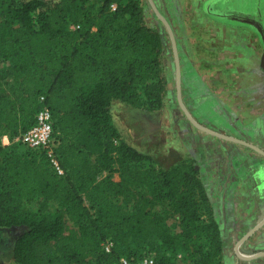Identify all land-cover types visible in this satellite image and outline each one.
<instances>
[{"label": "trees", "instance_id": "1", "mask_svg": "<svg viewBox=\"0 0 264 264\" xmlns=\"http://www.w3.org/2000/svg\"><path fill=\"white\" fill-rule=\"evenodd\" d=\"M160 47L139 0H0V227L21 228L12 246L17 264H119L123 255L150 254L133 251L129 237L174 242L165 216L147 209L161 203L179 216L180 245L198 240L191 264H217L221 229L195 162L155 168L112 122L114 100L136 105L142 93L146 108L161 106ZM260 64L264 69V53ZM42 106L53 116L63 174L43 150L16 139ZM145 182L151 198L129 212L111 203ZM36 197L45 209L40 214L24 208ZM51 201L61 209H46ZM107 238L109 251L102 246ZM152 256L156 264H172L160 249Z\"/></svg>", "mask_w": 264, "mask_h": 264}, {"label": "rangeland", "instance_id": "2", "mask_svg": "<svg viewBox=\"0 0 264 264\" xmlns=\"http://www.w3.org/2000/svg\"><path fill=\"white\" fill-rule=\"evenodd\" d=\"M139 1L146 24L157 30L161 37L159 60L166 89L161 106L152 109L142 104L144 98L142 93L136 105L114 100L110 107L114 126L125 141L151 157L155 168H167L178 161L193 160L199 177L206 187L215 216L217 214V221L218 219L223 221L227 214L241 216L254 215L255 212H257L256 220L260 221L264 216V153L247 144L229 141L212 132L236 137L264 151V133L262 132L264 127L262 129L256 118L248 112L231 109L234 107L233 104L238 105L236 97L239 93L236 84H225V80L227 81L230 75V70L225 69L228 63L224 66L218 64L220 58L217 56L221 51L218 50L217 43L213 41V36L209 34L211 26L216 28V22H223L224 19L215 21L208 16L207 12L211 14L222 12L228 17L233 16L228 14V11H224L226 9L222 7L219 0H152L172 30L175 52L170 32L156 14L151 1ZM251 2L254 0H249L248 4ZM225 3H228L231 8L240 10L248 8L245 0H226ZM258 18L249 19L254 31L249 29L246 31V61L250 60L249 66L254 65L258 54L256 46L259 47L261 44V41L255 40V34L262 39L264 46V31ZM196 19L206 24L200 29L189 28L190 22ZM229 19L232 22L245 20L242 17ZM220 26L217 25V27ZM238 32L243 31H236L237 34ZM197 39L202 44L196 42ZM204 42L211 43L212 47H206ZM175 53L178 56L180 70L182 68L184 73L182 82L184 87L181 92L177 85ZM207 55L211 57L210 60L207 59ZM208 62H211L210 66H215L211 72L218 70V67L224 71L221 73L223 79L219 84H212L211 79L201 73L203 69L206 70ZM241 71L243 67L238 68L236 74ZM201 77L204 79L201 80ZM200 80L203 82V87L200 85ZM185 110L205 129L194 124ZM101 174L104 176L106 171ZM113 179H119L118 172L113 173ZM150 187L149 182L139 187H131L127 198L120 195L113 196L110 199L111 203L121 212L127 213L140 198H151ZM41 200V197H36L32 201L25 202L24 208L40 214L45 210L40 205ZM239 204H245L247 207ZM45 208L56 211L61 209V206L51 201ZM147 209H150L152 213L165 216L167 232L173 236L174 242L167 245L156 236H152L149 240L130 236L131 249L137 253L147 252L152 255L156 249H160L172 264H191L189 253L197 246L198 240H189L185 247L180 245L183 238L179 216L165 203L149 204ZM65 223L67 228L73 227L67 218ZM252 223L254 222L250 224ZM263 225L264 222L260 226ZM20 229L19 227H0V264H17L12 257V246ZM245 229L246 227H243L240 231L241 236L245 233ZM255 231L238 245L239 251L242 250L248 254L260 251L255 244H250ZM239 238L235 236L228 245L227 251H224L222 246V251L217 257V264H229L239 260L240 257L234 249ZM76 264H84V262Z\"/></svg>", "mask_w": 264, "mask_h": 264}, {"label": "crops", "instance_id": "3", "mask_svg": "<svg viewBox=\"0 0 264 264\" xmlns=\"http://www.w3.org/2000/svg\"><path fill=\"white\" fill-rule=\"evenodd\" d=\"M226 0H219L222 3V7H224L228 11L227 13L233 17H228V15L223 14L222 12L219 14L209 13L208 16L212 19H224L223 22L219 21L218 23H212L216 25V28L209 29L210 34L213 36L215 43H217L218 50L220 53V60L218 61L220 65L224 66L228 63V66L225 68L229 69L230 75L227 77V81L225 80V84H236V89L238 90L239 96L236 97V101L238 105H232L233 110H242L249 113L256 118L257 123L263 129L264 127V69L262 68L260 62L263 56V45L259 40L257 34H255V40L260 42V46H256V50L258 51L257 57L254 60V65L249 66V61H246L247 54V40H246V31L249 29L254 31L250 23H247L249 19H258L260 20V24L264 28V0H254L251 4H248L249 0H245V5L248 8L244 10H240L239 8H231L228 3H225ZM251 7V9H249ZM206 14V15H207ZM227 16V17H226ZM234 17H242L245 20L232 22L229 18ZM214 22V21H213ZM206 23L202 20L196 19V21H191L189 28H198ZM217 25H221L217 27ZM243 31L236 33V31ZM257 42V41H256ZM222 48V50H221ZM215 49V47L213 48ZM245 50V51H244ZM258 62V63H257ZM211 63V62H210ZM252 63V62H251ZM212 65V64H210ZM243 67V71L239 74L237 73V69ZM218 70L211 72V69L202 70V74L204 73L211 79L212 84H219L223 79L221 73L224 72L218 67ZM224 69V68H223ZM204 78L201 77V80ZM200 80V81H201ZM200 85L203 87V82L201 81ZM209 85V84H208ZM112 104V103H111ZM111 107V105H110ZM264 133V129L262 130ZM230 141V140H229ZM2 144H8L9 138L7 135H2L1 137ZM242 207H245V204H239ZM247 207V206H246ZM258 207V206H257ZM216 213V212H215ZM257 212L254 215H241L237 216L236 214H227L224 216L223 221L218 219L219 226L221 229L222 237H223V246L224 251H227L228 245L235 239V236L241 237L239 234L242 231V228L246 227L244 230L247 232L251 227H253L259 220H256ZM217 218V214H216ZM256 220V221H255ZM251 222H254L250 224ZM240 235V236H239ZM250 244L256 246L257 249L264 251V225L260 226L254 233V238L250 239ZM235 246V245H234ZM242 254H248L247 252L239 251ZM229 264H264V254L250 258L243 259L239 258L237 261H232Z\"/></svg>", "mask_w": 264, "mask_h": 264}, {"label": "built area", "instance_id": "4", "mask_svg": "<svg viewBox=\"0 0 264 264\" xmlns=\"http://www.w3.org/2000/svg\"><path fill=\"white\" fill-rule=\"evenodd\" d=\"M79 25H72V28ZM43 100V97H40ZM54 128L53 116L48 106H42L35 115V122L22 131L16 139H18L23 146L31 150H43L48 158V161L57 174H63V168L60 165L59 158L54 151ZM112 241L107 238L102 242L105 251H109ZM119 264H156L154 258L150 254H144L141 257H127L121 256Z\"/></svg>", "mask_w": 264, "mask_h": 264}, {"label": "water", "instance_id": "5", "mask_svg": "<svg viewBox=\"0 0 264 264\" xmlns=\"http://www.w3.org/2000/svg\"><path fill=\"white\" fill-rule=\"evenodd\" d=\"M151 1V3H152V6H153V8H154V10H155V12H156V14L159 16V18L162 20V22L166 25V27L168 28V30H169V32H170V35H171V37H172V41H173V47H174V49H175V43H174V37H173V34H172V30H171V28H170V26H169V24H168V22H167V20L164 18V16L158 11V9L156 8V6L154 5V3L152 2V0H150ZM175 52H176V49H175ZM175 57H176V66H177V81H178V85H179V77H180V70H179V64H178V57H177V53H175ZM185 112H186V114H188V112L185 110ZM188 116H189V118L192 120V122L194 123V124H196L197 126H199L200 128H203V129H205L204 127H202L201 125H199L197 122H195L191 117H190V115L188 114ZM206 130H208V129H206ZM214 134H216V135H218V136H221V137H223V138H226V139H229V140H233V141H237V142H242V143H244V144H247V145H249V146H251V147H253V148H255L256 150H259L260 152H263L264 153V151H262L260 148H258V147H256V146H254V145H252V144H250V143H247V142H245V141H243V140H240V139H238V138H236V137H232V136H228V135H224V134H220V133H218V132H214V131H212ZM196 167V166H195ZM264 222V216H263V218L259 221V222H257L253 227H251L247 232H245L239 239H238V241L236 242V244H235V247H234V249H235V251H236V254L240 257V258H243V259H250V258H254V257H257V256H260V255H263L264 254V251H258V252H256V253H253V254H242V253H240L239 252V250H238V245L244 240V239H246L251 233H253L262 223Z\"/></svg>", "mask_w": 264, "mask_h": 264}, {"label": "flooded vegetation", "instance_id": "6", "mask_svg": "<svg viewBox=\"0 0 264 264\" xmlns=\"http://www.w3.org/2000/svg\"><path fill=\"white\" fill-rule=\"evenodd\" d=\"M247 23L249 24L250 23V21L248 20L247 21ZM250 25H251V23H250ZM262 26V25H261ZM262 29H264L263 27H262ZM257 32V31H256ZM209 34H210V32H209ZM211 35V34H210ZM259 37V36H258ZM259 40L261 41V43H262V45H263V41H262V39H260L259 38ZM213 41H214V39H213ZM196 42H198V43H200V44H202V42L200 41V40H196ZM215 42V41H214ZM204 43H206V42H204ZM204 43H203V45H204ZM206 47H208V48H210V47H212V44L211 43H206ZM263 53H264V46H263ZM219 55H220V53H219ZM217 56L218 58L220 57V56ZM178 57V56H177ZM207 57V59H209L210 60V56L209 55H207L206 56ZM216 57V58H217ZM178 64H179V60H178ZM210 62H208V65L206 66V69H213V68H215V66H210ZM218 64H219V62H218ZM179 70H180V65H179ZM183 75H184V73H183V70H182V68H181V70H180V77H179V85H178V81H177V85H178V89H179V92H181L182 91V87H184V86H182L183 84H182V82H183V79H184V77H183Z\"/></svg>", "mask_w": 264, "mask_h": 264}]
</instances>
